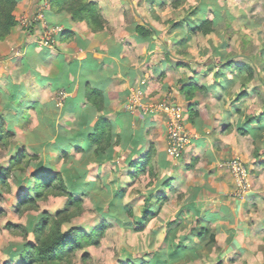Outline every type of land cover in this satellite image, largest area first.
<instances>
[{
	"label": "clouds",
	"instance_id": "obj_1",
	"mask_svg": "<svg viewBox=\"0 0 264 264\" xmlns=\"http://www.w3.org/2000/svg\"><path fill=\"white\" fill-rule=\"evenodd\" d=\"M0 264H264V0H0Z\"/></svg>",
	"mask_w": 264,
	"mask_h": 264
}]
</instances>
